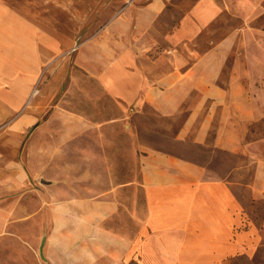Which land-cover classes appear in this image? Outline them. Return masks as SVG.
I'll use <instances>...</instances> for the list:
<instances>
[{"label": "crops", "instance_id": "0c3cea01", "mask_svg": "<svg viewBox=\"0 0 264 264\" xmlns=\"http://www.w3.org/2000/svg\"><path fill=\"white\" fill-rule=\"evenodd\" d=\"M138 1L111 20L102 35L81 43L75 63L138 111L148 105L165 116L189 110L203 117L195 139L247 155L255 165L245 183L250 198L264 199V132L259 125L264 84L250 85L235 58L228 84L219 83L235 31L205 52L187 54L177 47L209 28L227 2L198 0L159 36L152 32H163L159 21L174 0ZM63 38L45 21L0 2V122L15 117L0 132V202L13 205L12 199L43 195L38 179L47 182L46 189L59 190L42 206L51 215L48 227L0 229L3 247L19 248L8 260L26 264L39 252L40 264H228L237 255H253L263 244L264 223L252 216L237 192L241 183L213 175L205 163L146 147L137 182L116 187L103 181L45 180L47 163L61 157L59 143L74 141L90 126L76 113L55 105L51 109L55 91L42 77L49 63L73 46L72 38ZM163 39L176 47L147 53ZM203 98L212 99L208 109ZM255 123L259 131L253 130ZM60 126L65 132H59ZM191 128L186 123L182 132L192 133ZM134 186L143 190L144 214L137 205V212H131L133 227H113L122 204L116 190ZM8 214L0 211V224Z\"/></svg>", "mask_w": 264, "mask_h": 264}, {"label": "rangeland", "instance_id": "374dc122", "mask_svg": "<svg viewBox=\"0 0 264 264\" xmlns=\"http://www.w3.org/2000/svg\"><path fill=\"white\" fill-rule=\"evenodd\" d=\"M3 1L23 11L32 20L45 21L53 26L62 38L66 36L73 39V46L53 65L49 63L42 78L45 85L48 84L47 88L55 91L51 109L76 113L81 120L86 118L90 121V126L79 132L74 141L58 144L61 157L52 158L47 163L45 180L71 178L76 181H103L116 187L130 181L137 182L141 179L143 148L152 147L181 158L205 163L213 175L239 181L241 184L237 185V192L248 205L252 216L259 223H264V199H251L249 188L245 184L253 177L254 163L243 153L231 154L214 149L211 143L196 140L197 124L204 120L203 117L189 110L175 116H165L148 105L138 111L121 98L113 96L97 77L75 63L78 46L90 38L102 35L110 21L121 14L133 0H0ZM145 1L139 0L138 3ZM196 1L198 0H174L169 3L158 24L163 32L153 30L152 33L160 36L164 31L170 30L190 12ZM221 1L227 2L226 9L203 33L177 46L179 51L187 54L208 51L229 32L235 31V41L229 46V59L219 83L228 84L235 58L241 64L239 73L246 70V76L250 77V85L264 84V0ZM169 47L176 46L163 39L156 49L146 51L152 55ZM194 96L198 95L192 94L193 100H198ZM211 102L210 98H203L202 101L206 108ZM54 105L58 107L53 108ZM59 115L66 116L63 113ZM14 119L13 116L10 120L1 121L0 132ZM186 123L191 127L193 125L192 133L182 132ZM259 125L264 132V118ZM253 126V130L259 131L258 123ZM64 127L60 126L59 132H65ZM44 132L46 131H42ZM46 143L50 147L51 142ZM84 151L88 155H84ZM37 182L41 188H45L43 195H24L20 199H12L13 205L10 202H0V211L7 209L9 213L0 224V229L28 230L50 225L51 215L48 211L42 212V206L47 204L45 198L55 199L59 190L46 189L47 182H41L40 179ZM122 188L116 190L120 193L122 204L119 213L112 219V226L124 229L133 227L131 212H137V205L141 215L145 211L142 188L139 191L136 186L134 189ZM79 191L84 190L80 188ZM34 214L36 216L31 217ZM3 240L0 237V264H14L8 258L19 248L10 244L3 247ZM40 260L41 255L35 252L32 257L29 256L26 264H40ZM228 264H264V241L253 255H237Z\"/></svg>", "mask_w": 264, "mask_h": 264}]
</instances>
